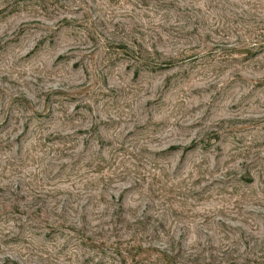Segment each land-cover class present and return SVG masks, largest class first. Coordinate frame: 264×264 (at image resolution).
Returning <instances> with one entry per match:
<instances>
[{"label": "rangeland", "instance_id": "rangeland-1", "mask_svg": "<svg viewBox=\"0 0 264 264\" xmlns=\"http://www.w3.org/2000/svg\"><path fill=\"white\" fill-rule=\"evenodd\" d=\"M0 264H264V0H0Z\"/></svg>", "mask_w": 264, "mask_h": 264}]
</instances>
